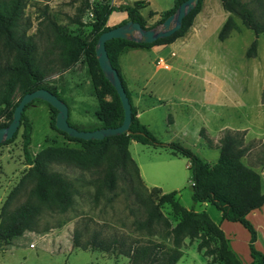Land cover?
Returning <instances> with one entry per match:
<instances>
[{"label":"rangeland","instance_id":"rangeland-1","mask_svg":"<svg viewBox=\"0 0 264 264\" xmlns=\"http://www.w3.org/2000/svg\"><path fill=\"white\" fill-rule=\"evenodd\" d=\"M23 1L25 7L22 20L28 23L26 32L32 34L36 40V56L39 58L46 61L53 57L50 52L54 34L49 21L65 24L70 31L88 41L92 40V36L89 35L92 18L88 19L90 16L87 9L80 18V25L71 21L76 7L79 6L78 1L82 2V0ZM243 1L253 10L257 19L264 21V0ZM146 5L147 3L143 0H137L134 9H144ZM143 13L145 28L158 26L164 16V12L154 15L152 11L143 10ZM198 15L208 17L207 20L210 23L206 25L204 33L206 49L217 56L225 55L226 78L214 77L210 74L208 78L211 81L207 82L206 78L203 80L201 77V69L195 66L192 69L190 67L186 69L180 62L178 69L173 67L170 71L172 81H169L170 79L166 81L165 75L161 74L166 70L163 67L149 87L160 90L172 88L177 94L188 95H198L201 88H227L225 108L220 111V119L213 117L210 119L207 127L209 134L213 135L218 124L225 122L230 123L225 130H233L232 127L237 126L245 127L247 131H250L251 135L247 136L246 130H237L238 138L245 148L241 161L260 172L261 187L264 188V101H261V94L264 92V36L261 33H258V36L253 35L251 30L242 25L241 18L224 9L219 0H202V7L193 16V21L198 18ZM229 16L232 19L231 26L225 31V36L220 39L216 26L220 29ZM254 39L257 43L256 55L247 58L244 56L245 52ZM198 45L199 40H196L193 47L189 49V53L197 51ZM0 60L3 62V59ZM166 61L169 62V59ZM61 73L74 74L78 79L74 86L57 89L60 97L68 104V120L76 129L92 130L99 123L95 115L98 100L94 95L82 58L61 72L51 73L47 76V81L57 79L56 76H60ZM214 97L217 98L218 95L214 93ZM17 99L18 93L14 97V100ZM165 112L166 106L163 103L160 110L156 112L155 122L149 127L150 133L158 140L182 144L164 125ZM25 114L31 122L32 134L28 148L31 154L40 148L62 146L70 148V154L77 157L74 151L82 149L80 143L67 139L51 128L49 121L52 110L45 101L39 98L34 100L25 109ZM5 120L7 117L0 115V121ZM194 124H198V119L194 120ZM20 131L21 128L13 142L0 145L2 203L7 200L6 197L11 190L16 188L15 194L11 197L9 210L15 209L26 200L28 189L34 181L29 177L21 185L18 184L29 166L25 164L22 154ZM188 143L190 144L188 148L207 162L216 161L219 150L214 144L210 147L194 139ZM169 151L166 147L156 148L143 146L138 142L136 145L131 143L129 153L139 165L141 179H146V183L140 182L130 168L127 170L119 168L116 172V183L111 190L104 185L97 187L103 170V165L98 163V160L83 159L79 163L76 162L77 160L71 162L61 160L49 163L47 166L50 170L62 172L72 180L74 189L72 203L68 209L61 212L42 210L36 218L34 229L52 237L62 232L65 235V243H58L52 238L42 245L39 240L31 238L32 246L28 245L30 242L28 241L26 245L19 246L16 252L4 251L0 264H164L169 252L179 254L180 260L177 264H196L198 261L204 264H227L223 263L225 259L218 257L222 250L219 248L220 242L217 238H213L209 244V247L217 249L213 254L206 253V247L198 248L197 243L200 237L190 239L184 236L180 244L176 245L173 242L170 228L177 222L179 215L173 212L168 202L159 203V208L166 216L168 223L159 221L152 224L150 228L136 226L137 221H143L146 216L141 197L148 196L155 203L158 202V194L153 187L151 188V183H155V187L161 191H176V198L184 208L202 209L200 203L194 202L190 197L191 172L186 166L187 160L184 157L172 155ZM1 206L2 204H0V210ZM210 214L216 219L219 212L211 210ZM231 232L237 235L235 229ZM244 232L248 238V232ZM224 234L236 260L240 264H253L249 257L242 259L237 254L232 247L231 237ZM142 246H148L154 252L151 255L153 263H148L143 257H137L135 251ZM246 250L248 255V245Z\"/></svg>","mask_w":264,"mask_h":264},{"label":"trees","instance_id":"trees-1","mask_svg":"<svg viewBox=\"0 0 264 264\" xmlns=\"http://www.w3.org/2000/svg\"><path fill=\"white\" fill-rule=\"evenodd\" d=\"M136 1L133 5L116 6L111 4L109 0H96L92 7L93 18L89 31L92 40L90 41L70 31L65 24L49 21L48 23L54 34L52 51L50 52L53 57L45 61L36 56V40L32 34L26 32L28 23L22 20L25 2L23 0H0V59H3V62L0 60V115L7 117V120L0 121V126L11 121L20 97L29 90L42 87L62 99L55 85L47 81V76L69 68L70 65L81 58L90 77L96 100H98L95 115L99 123L94 128L119 125L124 116L121 101L98 66L94 51L99 33L113 27L106 25V19L112 12L128 11L129 17L127 19L136 20L145 28L139 8L134 9ZM182 1L174 0V6L164 11L161 21L172 13ZM219 1L224 9L240 17L242 25L251 30L253 35L258 36V33H261L264 36V21L255 17L253 10L245 1ZM79 2L75 14L71 18V21L78 25L81 24L80 18L85 10L91 7L88 0ZM197 2L190 13L181 21V26L176 31L174 30L170 35L160 37L152 43L137 42L128 38H112L105 41L110 64L117 70L122 82L121 85L131 103V117L127 133L104 136L94 140L74 138L67 132L55 128L54 116L57 110L46 102L52 110L49 121L51 128L57 133L63 134L67 139L80 143L82 149L74 151L77 157L70 154V148L62 146L40 148L34 154H31L28 150L32 134L31 122L25 114V109L38 98H33L31 102H28L20 116L19 126L14 132L13 138L3 141L0 145L13 142L19 128H21L22 154L25 164L29 166L26 174L18 181V184L21 185L29 177L33 178L34 181L28 189L26 200L15 209L9 210V207L16 188L11 190L6 197L7 200L2 203L0 210V248L9 245L12 239L22 235L26 230L34 229L36 218L42 210L61 212L71 205L74 192L72 180L62 172L50 170L47 165L51 162L77 160L76 162L79 163L83 159L88 161L98 160V163L103 165V170L97 187L104 185L108 190L113 189L117 178L116 172L119 168L126 170L130 168L135 173L136 178L143 182L139 175L138 165H136L128 151L129 141L133 138L143 145L156 148L166 147L172 155H179L187 159V166L191 172V199L194 202L204 201L213 205L215 210L221 214V220L226 219L239 223L249 234L248 256L250 260L253 264H264V251L256 248L257 233L247 218L252 210L264 204V188L261 187L260 172L241 161L245 148L238 138V131L225 130L219 141L218 157L212 164L207 163L194 151L178 142L158 140L139 121L137 108L130 98L117 63L119 52L127 45L150 47L183 37L193 21V16L202 7V0ZM126 20L118 24L124 23ZM231 21L232 19L229 16L220 26L218 31L220 39L225 36L224 33L231 26ZM256 46L257 43L254 39L249 44L244 56L249 58L256 55ZM17 93L18 99L14 100ZM261 101H264V92L261 94ZM68 122L70 123L69 120ZM153 190L158 194V202L155 203L148 196L141 197L146 216L143 221H137L136 226L138 228H150L152 224L159 223V221L168 223L166 216L159 208V203L168 202L173 212L179 215L177 222L170 228L173 242L176 245L182 242L184 236H188L190 239L200 237L197 243L198 248L206 247L205 252L213 254L217 249L209 247V244L213 238H217L220 242L219 248L222 250L218 257L225 259L223 263L240 264L234 257L231 248H229L224 232L211 220L206 211L184 208L176 198V191H161L156 187H153ZM135 253L138 258L143 257L148 263L154 262L151 258L154 252L148 246L136 249ZM178 258L179 254L177 252H169L164 264H174Z\"/></svg>","mask_w":264,"mask_h":264},{"label":"crops","instance_id":"crops-1","mask_svg":"<svg viewBox=\"0 0 264 264\" xmlns=\"http://www.w3.org/2000/svg\"><path fill=\"white\" fill-rule=\"evenodd\" d=\"M110 1L113 5L121 6L133 5L135 0ZM143 2L147 3L144 9H139V13L143 18H145L143 10L148 12L152 11L154 15L160 14V12L171 9L175 3L174 0H143ZM78 3L80 4L79 1ZM128 17V11L125 10L112 12L109 14L108 19H106V25H109V27L117 25L121 21L126 20ZM207 18L208 17H204V15H198V18L193 21L192 25L184 34V36L179 37L176 40L174 39L171 42L155 44L150 47L127 45V47L119 52L117 56V63L122 77L126 83L125 86L129 91L130 98L137 108V115L139 117L138 119L143 125L149 129L150 125H152L157 118L156 112L160 110V107H162L164 103V106H166V118L163 120L164 125L174 134L176 139H179L178 141L188 148V145H190L188 141L190 142L192 139H194L196 142H201V144L205 143V145L210 147H212L214 144L216 146L215 148L219 150L220 138L224 135L227 124L230 123H219L217 128L214 130L215 135L209 134V129L207 127L212 117L219 119L221 118L220 111L224 109L226 105L225 93L227 88H201V92L198 93V95H188L177 94L172 88H161L160 90L149 87V85H151V83L158 76L160 69L163 67L166 68V70L161 72V74L163 73L165 75L166 81L169 79V81H172V74L170 71L173 67L174 69H178V63L180 62L183 63L186 69H188L187 67L192 69L193 66L201 69V77L203 80L206 78L207 82L210 80V78H208L210 74L214 77L218 76L223 77L224 79L226 78L227 67L225 55L222 54L221 56H217L211 54V52H209L205 46L206 38L204 33L206 30V25L210 24ZM216 27L215 28L217 29L218 33L219 26ZM196 40H199V45L196 49L197 51L189 53V49L193 47L194 43H196ZM159 57L167 64L166 67L161 66L160 64H155L154 61ZM168 59L169 62L166 61ZM56 77L57 79L48 80L50 83L55 85L56 89L68 88L74 86V84L76 85L78 82V79L75 78V75L70 73L67 75L61 73L60 76ZM51 78L53 79V77ZM214 93L218 95L217 98L214 97ZM185 111L187 112L185 113ZM195 119H198V124H194ZM232 129L238 131L246 130L245 134L247 136L251 135L250 131H247L245 127L238 128L237 126H234ZM136 142L138 141L131 138L128 148L131 143L136 145ZM131 158L133 159V157ZM207 163L212 164L210 162ZM187 164L188 161L186 162V166ZM140 174L141 172H139V175ZM142 181L146 183V179L143 178ZM145 186L147 187V185ZM150 186L151 188L155 187V183H151ZM0 201V204H2L1 196ZM199 203L202 208L200 210L206 211L211 216V220L217 224L229 238L231 237L232 247L236 250L237 254H239L242 259L249 257L246 254V245H248L249 240V234L247 238L244 232L246 230L236 221H229L226 219L221 220L220 213L217 215L218 217L214 219L210 214L211 210H215L214 206L204 201ZM195 210L200 211L198 209ZM247 218L257 233V239L255 241L256 248L264 251V204H262L257 209L252 210L247 215ZM232 229L236 230L237 235H234L231 232ZM31 238L39 240L40 244L42 245H44L46 241L52 240V238L56 239L58 243H65V235L62 232L59 233V235L57 234L52 237L39 230L28 229L22 235L12 239L9 245H5L0 248V260L4 257V251L9 253L16 252L19 246L26 245ZM32 244L33 243L31 241L28 243L29 246H32ZM179 260L180 259H178L174 264H177ZM196 264L204 263L198 261Z\"/></svg>","mask_w":264,"mask_h":264},{"label":"water","instance_id":"water-1","mask_svg":"<svg viewBox=\"0 0 264 264\" xmlns=\"http://www.w3.org/2000/svg\"><path fill=\"white\" fill-rule=\"evenodd\" d=\"M197 1L198 0H183L182 3H180L172 13L167 15L158 26L144 28L138 21L127 19L124 23L117 24L99 33L94 53L98 66L101 68L104 76L108 79L118 99L121 101L124 116L119 125L115 127L99 126L92 130L76 129L67 120L69 107L66 101L59 99L56 95L42 87H37L29 90L20 97L14 109V115H12L11 121L6 125L0 126V143L13 138L14 132L19 126L20 116L23 113L24 107L28 102H31L33 98L42 99V101L47 102L55 108L57 110L54 116L55 128L67 132L70 136H74V138L94 140L103 138L104 136L108 137L127 133L131 117V103L121 85L122 82L117 70L110 64L106 53L105 41L112 38H128L137 42L152 43L160 37L170 35L174 30L176 31L181 26V21L184 17H186L198 3ZM189 188L192 190L191 184Z\"/></svg>","mask_w":264,"mask_h":264},{"label":"built area","instance_id":"built-area-1","mask_svg":"<svg viewBox=\"0 0 264 264\" xmlns=\"http://www.w3.org/2000/svg\"><path fill=\"white\" fill-rule=\"evenodd\" d=\"M95 1L96 0H88V2H90V4H91V7L89 8V9H87V12L89 13V16H90V18H88V19H91V18H93V11H92V7H93V5H94V3H95ZM110 1V0H109ZM110 3L112 4V2L110 1ZM90 21H92V20H90ZM155 64H157V65H161V66H167V64L165 63V62H163L162 61V59L159 57L158 59H156L155 60ZM31 245V244H30Z\"/></svg>","mask_w":264,"mask_h":264}]
</instances>
